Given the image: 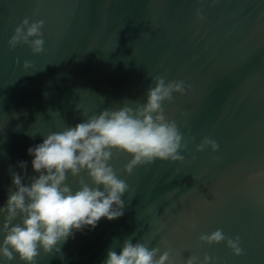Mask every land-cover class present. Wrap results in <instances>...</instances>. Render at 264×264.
Listing matches in <instances>:
<instances>
[{
  "label": "water",
  "instance_id": "95a60500",
  "mask_svg": "<svg viewBox=\"0 0 264 264\" xmlns=\"http://www.w3.org/2000/svg\"><path fill=\"white\" fill-rule=\"evenodd\" d=\"M25 17L45 21L40 54L9 48ZM158 74L190 86L164 105L189 140L183 162L155 160L127 175L131 156L116 153L129 185L124 215L74 230L36 264H102L130 236L170 248L174 264L193 254L264 264V0H0V206L15 190L13 172L25 184L38 175L29 147L104 108L145 102ZM206 136L216 152H196ZM218 228L240 237L243 255L199 241Z\"/></svg>",
  "mask_w": 264,
  "mask_h": 264
},
{
  "label": "clouds",
  "instance_id": "9594fccd",
  "mask_svg": "<svg viewBox=\"0 0 264 264\" xmlns=\"http://www.w3.org/2000/svg\"><path fill=\"white\" fill-rule=\"evenodd\" d=\"M197 16L202 19L199 10ZM44 25L43 19L30 21L25 17L9 39V48L28 45L33 54L42 53ZM23 67L30 68L31 62L24 61ZM152 80L154 87L147 90L145 102L130 101L116 109L104 108L74 127L49 133L42 143L28 148L33 157L32 169L38 175L25 184L24 176L12 173L15 190L0 206V264L17 260L36 264L41 253H59V246L73 236L74 230L95 228L102 218L111 221L122 217L125 203L121 197L129 191V185L112 164L116 153L131 156L122 170L127 175L155 160L183 162L180 153L187 149L189 140L177 122L168 118L164 105L176 94L186 95L190 86L183 80H167L162 74ZM209 148L216 152L219 145L206 136L196 145V152ZM19 167L26 175L27 162H19ZM69 177L75 187L68 182ZM199 241L207 245L224 243L234 256L244 254L240 237L227 236L219 228L201 234ZM118 242L114 241V248ZM150 243L151 240L133 243L130 236L123 241L119 253L110 249L102 264H174L170 248L161 252L159 246L149 247ZM214 260L207 254L202 260L193 254L184 264H209Z\"/></svg>",
  "mask_w": 264,
  "mask_h": 264
}]
</instances>
